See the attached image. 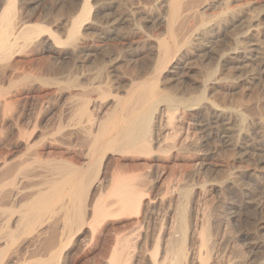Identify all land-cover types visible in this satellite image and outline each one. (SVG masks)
<instances>
[{
  "label": "rangeland",
  "instance_id": "374dc122",
  "mask_svg": "<svg viewBox=\"0 0 264 264\" xmlns=\"http://www.w3.org/2000/svg\"><path fill=\"white\" fill-rule=\"evenodd\" d=\"M81 1H83V0H20V1L15 0L14 10H15V7L18 6L17 7L18 9L16 8V12H15L16 23H21L24 21L25 22L30 21L31 25L39 24V25H42L45 27H49L48 29H50L51 32H54L55 34L58 33V34H56L57 36L60 34L58 37L59 38L62 37L61 38L62 41L64 40L63 42H65L68 38L69 31L73 27L72 23L74 22L75 19H77V15H81L80 10L83 7V3ZM87 1L92 8V11H89L90 12L89 15L91 14V16L85 17V19L89 18L88 20H85L84 18H82L81 21H79V20L77 21V22H79L78 23V25H79L78 29H79V31L81 30L79 34H81V35L83 34L82 37L84 36V39H83L82 37H80L78 35L79 38L82 39V40L80 39L82 42L79 40V42H81L80 46L82 48L84 47L83 51L78 53V54H80L79 57H78V54H76L75 56H72V57H65L63 55V53L67 51V49H66L67 47L64 48L65 45H61L63 47V49H66V50H64V52H63L62 47L59 50V53L56 52V53H50V54L48 52H45L42 49H41L42 51L38 50V51L34 52L31 48H27L25 50V53L19 52V55L21 54L20 56L18 55V53L17 54L14 53L15 56H13V55L11 56V58H10L11 60L9 59L10 62L8 60L6 62L7 64L9 62L10 65L8 64V66H7L6 63L5 64L2 63L3 64L2 65L0 62V164L2 163V161H4L5 158H9V160L11 162V164H10L11 171H15L23 163H25L26 164L25 166H27V168L25 167L23 173L18 176L19 183H17V186L19 187V192L23 193V194L19 193V195H22V196H19L18 201L14 204L13 201H10V200L6 201V200L2 199V196H0V200H1L0 201V233H1L0 234L1 235L0 236V252H2V253H0L1 254L0 255V258H1L0 264H22V263L23 264H27V263L32 264L33 263L34 264L37 260H39V258L41 256H42L41 258H43V260H46L50 257V252H53V250L50 251L51 247L49 249L46 248L47 245L45 246V243H46V241L48 242L52 238L57 239L58 238L56 236L57 233H54L56 238L54 236L53 237L51 236L53 233H49L50 236H48V235H47L48 237L45 236L46 239L44 238L45 242L43 241L44 242L43 245H42V243H38L36 246L34 245L33 247L35 248L34 249L35 251L32 248V251H29L30 253L28 252V250H30V249H28L26 251H21V254L19 251L16 252L17 246L15 248H13V246H11L9 249H7V251L5 250V253H4L3 252L4 250H1L4 247L3 244L5 243L4 238H3V240L1 238V237H4V236H2L4 234L1 231V224H2V219L4 216L3 213H5V211H2V210H4L6 207L7 208H15L17 211H19V214L16 213L15 216L19 217L23 214V212H21V211L25 210L24 206H26L27 204L30 203L29 201L32 202V200L33 201L36 200L38 198L37 196L42 194V193H45L43 195H47L48 192L51 193L52 190L50 187H52V185H51L52 183H50L51 182L50 179L53 180L54 178H56L54 176L56 174L53 173L54 171L51 167L53 165L58 166V164L62 160H64V159L65 160L70 159L71 161L75 160L74 164L76 163V165L79 164L78 166H83V167L87 166V163L90 159V155H88L90 150H88V147H89V149H91L90 147H92V146H90L92 143L90 144L89 141H92V140L86 136H84L85 137L84 138L82 134L76 135L75 131H74L75 127H73V125H74L73 123L76 122V120L78 118L75 119V121L72 120V118H74V116L78 117V114H79L78 110L80 111V109L82 108L81 105L83 103V102L81 103V101L86 97H91L93 99L92 100L90 98V100L92 102L91 101L89 102L88 107H90L89 111L91 112V114H93V117H95V118L98 117L99 112L100 113L105 112V111L110 112L108 110L113 108V103L115 100L114 98L116 96L126 98L128 92H130L134 88V85L136 87L137 85H140V82L141 83L147 82V81H150L151 78H153V76L155 75V73H153V72H155V66L158 62L157 56H159V53H158L159 52V49H158L159 43L161 41H163L162 38H164V40H165L167 37V39L170 40V37L168 34L169 13L166 12V11H169L168 7L163 6V7L157 8L155 6V7H153L154 8V10H153L152 6H149L150 4L149 5L146 4L148 2L152 3L153 0H150V1H148V0H128V1L127 0H87ZM217 1L218 0H208L204 3H201L198 7L194 8V11H192V13H194V12H195V14H197L198 12L199 13L197 14L198 16L196 15L197 17H195L193 20H191L189 22V24L187 25V29L194 30V29L199 28L203 24H207L208 27L212 24L209 27L210 29L212 27L211 33H210V35L208 34L209 36L207 35L206 37L197 41L198 46H197L196 50H194L195 52L193 50L192 51L190 50L191 53H189V52H187V48H182L177 53H175L174 61H178V59H179V63H180V61H181V63L182 62L183 63H182V65H181V63L179 64L180 66H178L177 75L174 78H172L171 76H168L166 71H164L162 76H160L162 78H159L158 87H159V89L163 90L162 92H165V91H166V93L169 92L168 94L175 96V98H179V97H181V95L185 98L188 97V95L185 96V94L188 93L187 90H185L187 87H188V90L191 92L190 96L199 95L198 93H201V91L203 89V88H201V87H203V84H204V83H202L203 80L206 81L208 79L210 73H212V71L214 72V71H217L219 69L217 71V73L215 74L216 75L215 77L219 78L221 81L219 82L220 84L218 85L217 90L215 91L217 93L214 92L215 94L210 93L208 95L209 97H211L210 101L211 102L214 101L216 106H217V104L219 107H221V105H222L221 108L222 109L226 108L224 110L225 111L227 110V112H229V114L231 113V114L235 115L238 112V113H242V115H245L246 116L245 119L248 121V122L246 121V123H245L246 124L245 127H247L246 128L247 131L245 130L244 131L245 133L243 132L242 135H240V137H239L238 132H234L233 134H231L230 139H221V138L219 139L217 136L207 137L205 133L201 132L200 127L196 126L197 123H199V120L202 121L206 117L205 116L206 113L204 114V111H202V110H200L202 112H200L198 110L193 111V112L190 111V113L186 114V116H185L186 118L183 117L182 121L176 122L177 124H175L176 126L174 125L173 130L169 129V130H172L171 134H170L171 136L169 135L168 141L166 139V143L165 144L163 143L164 145L162 146L163 148H165L166 151L164 150V152H163V148L161 147L162 151L160 149V153H158L159 150L158 151L155 150L154 154L156 156H153L154 154L152 152V154H153L152 155L153 157H152L151 155H148V154H147V156L145 154L143 155V154H137V153L136 154H134V153H132V154L131 153L120 154V153L113 152L112 150H108L107 154L105 153V155H104V159H103L104 163L102 162V164L107 165V168H110L109 172L112 173V171L114 170V173L116 172L117 175L119 174L121 176V179L122 178H125V179L134 178V179L138 180L137 181L138 183H140L139 181H142V183L144 182L145 184H142V185H143V188L146 185V189H144V190L145 191L147 190L146 193L148 194L147 196L149 198H154L155 196L157 198L163 197L167 201V198L169 200V198L172 197L171 195H173L172 190L171 191L169 190V186L174 185V188H177L178 190H179L178 186H180L184 192H185V190L188 191L190 189L192 191L189 190L190 191V192L188 191L189 194H192V193L196 194V197H197L196 203L198 205V208L201 206L199 208L200 214L203 215V212L204 213L210 212L209 214L211 215V217L212 216L216 217V216H218L217 214H219L221 216H224V214L225 215L231 214V217L229 218V221H228V224L226 227L227 229H225V232H224L225 236H224V242L222 245V249H223L222 251L224 252V255L225 254L227 255V256L225 255L226 259H228V257H229L228 260H231V262L240 263V264L241 263L242 264H254V263L255 264L256 263L257 264H260V263L263 264L264 263V194H263L264 193V152H260L257 150H252V151L250 150L249 152L252 154H250L248 152L246 155H243L244 151H242L240 149V145L242 144L241 146H244V143L246 140H248V138L252 139V137L256 136L255 134L261 130L260 119L261 118L264 119V116H262V115H264L263 114V112H264V75L263 76L261 75V77H259V75H258L259 72L257 71L259 69L258 66L260 65L261 59L264 58V44H262L264 41H262L261 38L259 39L254 31H253V33H254V35H256L255 37L257 38V40L254 36H252L254 40L252 39V37H250V38H248V41H245V40H247V38L244 39V34H242V33H246L245 31H247L248 21L250 20V18L256 17L258 14H260V12L264 14V0H245V1L244 0H219V2H217ZM249 1H252V2H249ZM240 2L243 4H239ZM248 3L251 4L250 5L251 7H249ZM126 4H128V5H126ZM133 4H134V6H133ZM222 4H225V5H222ZM247 4H248V7L250 8L249 10L246 11V10H242L240 8L242 5H247ZM115 5H117V6L120 5V7L119 6L117 7ZM208 5H212V6H208ZM5 6H6V0H2V1L0 0V15H1L3 9L5 8ZM145 6L146 7L149 6L151 9H149V8L146 9ZM235 6L240 8V9H237ZM136 7H137V9H135ZM209 7H211V8H209ZM21 8H22V10H21ZM156 8L159 10H156ZM208 8H209V10H208ZM232 8H235V9L232 10ZM78 10L80 12H78ZM150 10H152L151 13L149 12ZM238 10H241L242 12L239 11V13H240L239 14ZM122 11H124V12H122ZM126 11H128V12H126ZM248 11H249V13H250V11L252 13L249 14ZM134 12H136V14ZM17 13H18V15H17ZM228 13H230V15H229L230 19L227 18ZM141 14H142V16H141ZM234 14H235V16H234ZM237 14H238V16H237ZM100 15H101V17H100ZM105 15H112L113 17H115L117 19H121L120 23H118L115 26L116 27L115 30L117 29L115 34L112 36H109V38H105V35L103 34V31H104L103 26L104 25L101 24L102 21H104L103 16H105ZM252 15H254V16H252ZM17 16L19 19L17 18ZM136 16H138V17H136ZM225 16L228 19V23H227V19L224 18ZM146 17H147V19H146ZM222 17L225 19V21H224V23H222V25H220V24L218 25L217 22H219V20ZM21 18H23V19L26 18V19H24V21H23V19H21ZM51 19H52V21H51ZM72 19H74V20L72 21ZM83 19L85 21H83ZM151 19H152V21H151ZM26 20H28V21H26ZM245 21H247V22H245ZM99 22H100V24H97ZM243 22H244V24H243ZM60 23H62V24H60ZM122 23H124V24H122ZM164 24H165V26H164ZM223 24H225L226 26ZM262 24L264 26V18L259 23L261 28L263 27ZM58 25H59V27H58ZM192 25H193V27H192ZM197 25L199 27H197ZM227 25H228V27H227ZM98 26H100V28ZM229 26H231L230 29H229ZM97 27L99 28V30H96ZM64 29H66V30H64ZM177 31L180 34V31L179 30H177ZM218 31H220V33ZM46 32H45V35L47 33H49V32H47V33ZM120 33L122 34V36H123L122 38H124V39L120 38L121 37ZM211 34H212V36H211ZM45 35L43 38H46L49 36V34H47L46 36ZM96 35H99L100 37L96 36ZM115 36H117V38ZM224 36H228V38L224 37ZM85 37L88 39H85ZM222 37L225 40H222ZM118 39H120V40L118 41ZM205 39L208 42L204 41ZM234 39H235V41L237 40V42H239L241 40L240 41L241 44H239L238 47L241 46L243 52L241 51V48H240V51L238 53L239 58L235 55L234 50H233L236 48V45H237V42L235 43ZM145 40H148L149 42L147 41L148 43H146ZM151 40H153V41H151ZM201 40L203 41L204 46H202ZM214 40L217 43L221 42V44L219 43L220 45H218ZM94 41H95V43H94ZM129 41H131V42H129ZM158 41H159V43L157 44ZM256 41L257 42L259 41L258 42L259 44ZM214 42L216 44H214ZM244 42H245L246 46L248 45L247 48L245 47ZM149 43L150 44L153 43V44L150 45ZM252 44H254V45H252ZM242 45H244V46H242ZM91 47H92V50L94 49L93 51L91 50ZM225 47H226V49H225ZM156 48L158 49V52H156V50H157ZM200 48H202V50ZM211 48H213V49H211ZM231 48H233V49H231ZM88 49H90V50H88ZM246 49H248L246 51L247 53L244 51ZM254 49H256L257 52ZM230 50L231 51L233 50V51L230 52ZM249 50L250 51L252 50V52H250ZM258 50L260 52H258ZM30 51L31 52L33 51V52L30 53ZM26 52H29V54H26ZM186 52H187V54H185ZM218 52L220 53V55ZM227 52H230L231 54L227 53ZM205 53H206V55L204 56ZM232 53H234V54H232ZM87 54H88V56H87ZM211 54H213V55H211ZM82 55H84V56H82ZM91 55H92V57H91ZM222 55H226V56H224L223 61L221 59H219ZM229 55L231 56L232 59L230 58ZM260 55L261 56L263 55V57H261ZM48 56L49 57L52 56V58H49ZM203 56L205 57V59ZM250 56H252V57H250ZM108 57H109V59H108ZM241 57L242 58L245 57V58L242 59ZM211 58H213L214 60ZM256 58H259V59H256ZM53 59H55V60H53ZM217 59L221 62L219 63V61ZM244 59L245 60L247 59V60L244 61ZM254 59H256V60L254 61ZM108 60L111 62L109 63ZM116 60L118 63H115ZM134 60H135V62H133ZM238 60H240V62H237ZM111 63H113V65ZM107 64H108V66H107ZM34 65H36L35 67H38V68H35ZM48 65H52V67L48 66ZM102 65H105L106 67L102 66ZM111 65H112V67H111ZM135 65H137V67ZM2 66L4 69L2 68ZM53 67H54V69H53ZM102 67H105L107 74H106L105 70L103 71V72H105L104 74H103V72H102V74L99 72L100 69H102V70L104 69ZM134 67L136 68V70ZM7 69H8V71H7ZM48 69H50V70L52 69L51 70L52 72L50 70L48 72ZM179 69H180V71H179ZM214 69H217V70H214ZM2 70H4V71L1 72ZM11 70H13V71L18 70V71L13 72ZM60 70H61V72H59ZM92 71H93V73H92ZM86 72L89 74L87 75ZM140 72H142V73H140ZM11 73H12V75H11ZM13 73H14V75H13ZM56 73L58 75H56ZM99 73L101 74L102 77L99 75ZM27 74H28V76H27ZM42 74L45 75V77ZM47 74H48V76H47ZM84 74L86 77L84 76ZM30 75L31 76L33 75L34 77L32 76V78H30L31 77ZM36 75H37V77H36ZM53 75H55V76H53ZM13 76H15V77H13ZM40 76H42V77L39 78ZM66 76L69 77L67 79H70V80L72 79L71 80V81H73L72 84L79 85L80 87H76V86L74 87V85H71V87L68 89L69 80L68 81L66 80V78H65ZM95 76L99 80L95 79ZM205 76H206V78H205ZM56 77L61 82L64 81L63 84H65L62 87L64 89H62V88L59 89L60 92L57 91L58 88H60V86L58 87V85L56 83L57 81H59L58 79H56ZM124 77H125V79H124ZM254 77H259V79L254 78ZM12 78H14L15 80L14 79L12 80ZM20 78H23V79H20ZM37 78H39V80ZM91 78H93L91 83H94L93 84L94 86L95 85L97 87L99 86V88H101V86H102L103 87L102 89L104 92L108 91L107 98L109 97V93L111 92V96L108 99H106V98L102 99V100L106 101L103 103L104 105L101 103L103 101H101V98L98 95V94H100L99 91L98 92H97V90L92 91L93 89H91L92 92L90 91L92 84L91 85L89 84L91 81L89 79H91ZM100 78H102V81H100L101 80ZM52 79H54V80H52ZM13 81H15L16 83ZM95 81H96V84H95ZM8 82H9V84H8ZM131 82H134L135 84L131 83ZM12 83H15V85ZM83 84H84V86H83ZM85 84H86V86H85ZM87 84H89L90 86L88 87ZM132 84H134V85H132ZM31 85H32V87H31ZM128 85H129V87H128ZM72 86L76 90L73 89ZM83 87H84V90H83ZM81 88L83 91L80 90ZM87 88H89V89H87ZM102 89H100V90H102ZM86 90H88V92H91V93H88ZM109 90H110V92H109ZM68 91H69V93H68ZM95 91H96V93H95ZM184 91H185V93H184ZM195 91H197V93ZM62 92H64V93H62ZM82 92H84L85 94ZM180 92H182L184 95L182 93L180 94ZM58 93H60V94H58ZM70 93L72 94V96ZM81 93L84 95L80 96ZM56 94H57V96H56ZM73 96H75V97H73ZM60 97H61V99H60ZM70 97H71V99H70ZM224 101H226V102H224ZM7 103H9V105ZM6 108L9 109V111ZM261 112H262V115H261ZM6 113L8 114L9 117L7 116ZM191 113H193V114H191ZM2 116L4 117V119ZM6 116L8 117V119ZM13 118H14V120H13ZM3 120H4V122H2ZM12 120L14 121V123L12 122ZM17 122H18V124H17ZM13 124L14 125L17 124L19 126H17V125L14 126ZM33 125H35V127ZM61 126H63V127H61ZM71 126L73 129L70 128ZM36 127H37V129H36ZM262 127L264 129V125ZM16 128H18V130ZM21 128H22V130H21ZM66 128L68 129V131ZM69 128H70L71 132H73V131L74 132L70 134ZM187 128H188V130H187ZM23 129L27 133H24L25 131L23 132ZM28 129L31 130V133H30V131H27ZM59 129L62 131V133L60 132ZM64 129H65V131H64ZM5 130H7L6 131L7 133L5 132ZM19 130H21V133H23V135L20 136V140L22 142L19 140L21 143L18 140H16V139H19L18 136L21 134V133H19L20 132ZM33 130H35V133H32ZM174 130H175V133H173ZM17 131L19 134L17 133ZM66 132H67V134L69 133V136L67 139L70 140V138H71V140H73V142L71 140L70 141L72 142V146H74V147H72L70 144L71 142L69 143V141L66 139L67 136L66 137L64 136V135H66L65 134ZM55 133H56V135H55ZM27 134H28L29 138L27 137ZM59 134H60V136H59ZM74 134H75V136H74ZM174 134H175V136H173ZM71 135H73V136L71 137ZM80 135L82 137H80ZM33 136H34V138H33ZM62 136H64V137H62ZM204 136H206V137H204ZM73 137H75V140ZM173 137L174 138L176 137L175 138L176 141L175 140L173 141V139H174ZM23 139H25V141L27 139H30L31 144L34 147L32 146L33 148H31L29 150L27 148H25L24 147L25 143L23 142ZM41 139L44 141V143H43L44 145L40 142ZM190 140H191V142H190ZM225 140L227 142H225ZM64 141H66V142H64ZM76 141L78 144H75ZM86 141H88V143L90 145ZM221 141H223V142H221ZM236 141H237V143H236ZM256 141H258L257 138H256ZM15 142H16V144H15ZM38 142H39V144L41 143L42 145H39ZM84 142H86V143H84ZM176 142H177V144H176ZM238 142H239V145H238ZM33 143H35V144H33ZM67 143H69L68 144L69 148H67ZM207 144H208V146H207ZM36 146H37L38 150H36L37 149ZM7 148H9V149H7ZM79 148L81 149V151ZM197 148H200V149L198 150ZM32 149H34V150H32ZM171 149L173 150V152ZM194 149H195V151H194ZM77 150H79V151H77ZM184 150H185V152H184ZM186 150H188V151H186ZM35 151H36V153H35ZM206 151H207V153H206ZM32 152L34 154H38V155L41 153L42 157H40V156L39 157L44 158V161H46L47 158H48L47 161H49V159L54 160V161H51L52 163L50 162L51 165L50 166L48 165L49 167H47V165L45 167L44 166L45 164L38 166V164H40L39 162H37V164H35V166H36L35 167V166H33L34 165L33 163H36V161H34V160L37 159L36 157H38V156L33 155ZM162 152L165 154H163ZM167 152H170L171 155ZM29 153L30 154L32 153L31 154L32 156ZM185 153L186 154L188 153V154L185 155ZM160 155H162V156H160ZM164 155L165 156L167 155L166 158ZM85 156H88L87 159ZM149 156H151V157H149ZM100 157H101V155H99V158ZM154 157L160 159V165H162L160 170H162V172H164L165 175L163 174L161 181L158 184H156V186L154 185L152 187V184L156 178L155 174L152 175L153 173L151 172V168H150L151 163H152L151 159H154ZM167 157H169V158H167ZM250 157H252V158H250ZM16 158H17V160H16ZM149 158H150V160H149ZM20 159H22V160H20ZM23 159H24V161H23ZM70 160H68V161H70ZM163 160H165V162ZM28 161H30V162H28ZM106 161H108V162H106ZM109 161H111V162H109ZM12 162L14 164H12ZM21 162H22V164H21ZM108 163L110 164V166ZM98 165H99V163H98ZM28 166H30L29 168L32 167L31 170L28 168ZM37 166H38V168H37ZM41 168L43 171L41 170ZM50 168L52 170H50ZM40 170H41L42 174L38 173V172H40ZM30 171H32V172H30ZM27 173H28V175H27ZM31 174L33 175V177ZM48 174L49 175L51 174V176H49ZM3 175H4V173L0 170V195H1V186L5 180V177ZM26 175L28 176V178H29V176L32 178L28 179L27 177H25ZM122 175L124 177H122ZM189 175H190V177H189ZM20 176H21V178H20ZM177 178H179L180 180H178ZM190 178H193V180ZM231 178H232V180H231ZM20 179H22V181ZM40 179H41V181H40ZM43 179H45V181ZM164 179H165V181H164ZM18 180H17V182H18ZM36 180H39V181H36ZM225 180L227 183H224ZM26 181H27V183H26ZM177 181H179V182H177ZM232 181L236 183V186L234 188L227 189L226 184L228 185V183L232 182ZM29 182H30V184H28ZM32 182H34V183H32ZM178 183H180V184H178ZM237 184H238V186H237ZM149 185H151V186H149ZM175 185H178V186L176 187ZM167 186H168V188H167ZM239 186H241V187H239ZM105 187L102 190L103 194L101 193L103 196L107 195L106 194L107 191L108 192L110 191L108 187H107V189ZM187 187H188V189H187ZM195 188H197V189L195 190ZM199 188H201V189H199ZM27 189H29L31 191L28 192ZM250 190H251V192H250ZM25 192H26V194H25ZM30 192L36 196H32V194ZM253 192L256 194H254ZM248 196L250 197V199ZM35 197H37V198H35ZM97 197L99 198V195L96 196L95 200H98ZM20 198H22V199H20ZM32 198H35V199H32ZM198 199H199V201H198ZM5 201L8 202L9 204L6 203ZM25 201H27L26 202L27 204L26 203L24 204ZM64 201H63V204L67 203L69 200L66 198L65 203H64ZM10 202H11V205H10ZM12 203H13V205H12ZM54 203H56V202H54ZM59 207H62V204H59V203L58 204L56 203V205L54 204V208H53L54 211L53 210L52 211L56 212V213H54V215L56 214V215H58V217H61V215L62 216L64 215L63 213H65L66 210L64 208V212H62L63 210H61L59 212V209H60ZM206 207L209 210L206 209ZM61 209H63V207ZM52 211L48 212L46 214L47 218L45 217V215L43 216V218L45 217L48 220V221L46 220L47 223L50 222V219H51V221H53V219H56V218H54L55 216L52 214ZM165 211H166V208H163L161 210V212H162V213L160 212L161 217L164 216ZM60 213H62V214H60ZM48 214H50L53 217V219L51 216L49 219ZM59 214H60V216H59ZM232 214H234V217H232L233 216ZM119 217H121V218H119ZM119 217H116L115 220H110V221L107 220L108 223L106 221V223H107L106 226H100V225L98 226V224H96L95 222L93 223L92 217L89 216L87 218L86 222H88L90 225L85 223L84 227L86 229H88V225H89V227L94 225V226H92L94 228L93 230H95V228H96V230H98L97 229L98 227H100V229L102 227L104 232L102 233L103 235L101 234V236H103V237L100 236L98 239V233L97 232H99L100 229L97 232L93 231V232H95V235L97 234V236H94L93 242H92V237L90 234H88V236H87V234L77 236L75 234H77L78 232L74 231L73 236L75 235L74 237H76V238H73L71 235V237H69V239L64 240L65 242H63L61 244V246L59 244L60 248L57 245L56 248L54 249V250H56V253H58V255H59L57 258V262H60V264H100V263L106 262L109 259L108 257H110V254H111L110 252H111L112 247H114V244H115L114 240H115L116 236L120 232L121 233L119 235H124V232L126 233L127 231L131 230L130 225H132V223L135 220L132 217L136 218V215L132 214L131 216L129 215V216H119ZM124 217H126V218H124ZM90 219H92V220H90ZM126 220H128V221H126ZM42 222L44 224H41ZM42 222L41 223L38 222V223H40L41 226L47 224L46 222H44V220ZM128 222H130V223H128ZM38 223H37V226H40ZM104 223H103V225H105ZM109 223L110 224L112 223V224L110 225ZM128 227H130V228H128ZM37 229H39V227ZM90 229H92V228L90 227ZM105 229H106V231H105ZM108 230H110V231H108ZM114 230H116L117 233ZM86 231H88V230H86ZM112 231H114V232H112ZM91 232H92V230H91ZM237 236H238V238H237ZM70 239H72L73 241L71 240L72 242H68V241H70ZM94 240H96V241H94ZM111 240H113V241H111ZM85 241H87L88 243ZM89 242H90V244H89ZM112 243H114V244H112ZM37 246H39V247H37ZM44 246L46 249L44 248ZM42 247H43V249H42ZM249 247H251V248H249ZM38 251L41 253H38ZM225 251H226V253H225ZM26 252L31 254V256L34 259H32V257L29 256L28 253L26 254ZM33 252H34V254H37V255H32ZM59 252L60 253L63 252L62 255H60ZM22 253H25V254H22ZM24 256H27V257H24ZM43 256H45V257H43ZM106 256H108V257H106ZM230 256H231V258H230ZM29 259H31V260H29ZM35 259H37V260L35 261ZM105 259H107V260L105 261ZM245 261L247 263H245Z\"/></svg>",
  "mask_w": 264,
  "mask_h": 264
},
{
  "label": "bare ground",
  "instance_id": "6f19581e",
  "mask_svg": "<svg viewBox=\"0 0 264 264\" xmlns=\"http://www.w3.org/2000/svg\"><path fill=\"white\" fill-rule=\"evenodd\" d=\"M2 1V0H1ZM20 1V0H19ZM128 1V0H127ZM150 1V0H148ZM208 0H153L152 3L148 2L146 4H150L149 6L153 7H168L169 11H166L167 13H169V20H168V34L170 37V40L166 39L164 40V38H162L163 41H161L160 39V43L159 41L157 42V44L159 43V52L158 49L156 50V52L159 53V56H157L158 62L155 66V75L153 76V78H151L150 81L147 82H140V85H137L135 87V83L132 85H134V88L128 92L126 98H122L120 96H116L114 99V103H113V108L108 110L110 112H99L98 117H93V114H91V112L89 111L88 104L91 101L90 98L91 97H86L84 98L81 103V109L80 111L78 110L79 114L78 117L74 116V118H72V120L76 122H74L73 127L75 134H82L83 137H89L92 141H89L90 144L88 143V141H86L90 146L91 149L88 150L90 155V159L87 163V166L83 167V166H78L76 165V163L74 164V161L67 159V160H62L58 166H52L51 168L53 169V173H55L56 175H54L56 178H54L53 180H51L50 183H52V187L51 190L52 192H48L47 195H43L45 193H42L40 195H38L36 200H32L29 201L27 204L25 201L24 204L26 203L27 205L24 206V211L23 214L19 217L15 216L16 213L19 214V211H17L15 208H5L2 211H5V213H3V219H2V224H1V231L3 232L4 237H1L2 240L4 238L5 243L3 244L4 247L1 250H4L3 252L5 253V250L7 251V249H9L11 246H13V248H15L17 246V251L16 252H20L21 251H26L28 249L29 251H32L35 249L33 246L37 245L38 243H43L45 242V236H50L49 233H57V239H50L48 242L46 241L45 246L46 248H50V251L53 250V252H50V257L46 260H43V258H39V260L35 259V263L34 264H60V262H57V258H58V253H56V250H54L56 248V246L65 242L64 240L69 239V237L76 238L74 237L75 235H86L88 236V234L91 235L92 237V242L94 239V236H97V234L95 235V232L93 231H98L100 229V226H106L108 221L107 220H115L116 217L119 216H131L132 214L136 215V218L132 217L134 220V222L132 223L131 230L127 231L126 233L124 232V235H119L120 233H118V235L116 236L115 240H114V247H112L111 249V254L110 257H108L107 259H105L106 262L104 263H100V264H240V263H233L231 262V260L226 259L224 252L222 251V245L224 242V232L225 229H227V224L229 221V218L231 217V214H227L224 216H221L219 214H217L218 216H212L209 214L210 212H203V215L200 214L199 212V207L196 203V194L192 193L189 194L188 191L185 190V192L181 189L180 186L175 185L176 187L178 186L179 190L177 188H174L173 186H169V190H172L173 195H171L172 197L167 198V201L161 197V198H157L156 196L154 198H149L147 195V190L145 191L144 189H146V185L143 188L142 184H145L144 182L142 183V181H139L140 183H138L137 179L131 178V179H125L122 178L121 176L115 172L114 170L111 172H109L110 168H107V165H103V159H104V155L105 153L107 154L108 150H112L113 152L116 153H120V154H129V153H134V154H145L147 156L148 155H153L155 150H159L158 153H160V149L161 147L166 143V139L168 141V137L171 134V131L173 130V127L175 124H177L176 122H180L183 120V117L186 118V114L190 113V111H204V114L206 113V117L200 121L199 123H197V127H200L201 132L205 133L207 137H212V136H217L219 139H230L231 134H233L234 132H238L239 137L240 135H242V133L246 130L247 131V127H245V123H246V116L242 115V113H236L235 115L233 114H229V112H227V110L225 111L224 109H222V105L221 107L215 105L214 101H210L211 97H209L208 95L210 93H214L217 90L218 85L220 84L219 82L221 81L219 78L215 77L217 71H212V73H210L208 79L205 81L203 80L202 83L203 84V88L201 93H198L199 95H194V96H190L191 92L188 90V87L185 89L187 90V94L188 97H183L181 95V97L179 98H175V96H172L171 94H168L165 92H162L163 90L159 89L158 87V81L159 78H162L160 76H162L163 72L166 71V73L168 74V76H171L172 78H174L177 75V69L178 66H180L179 64V59L178 61H174V55L175 53H177L180 49L182 48H187V52L191 53V51L196 50L197 48V41L206 37L208 34L210 35L211 33V29L207 26V24H203L202 26H198L199 28L194 29V30H190L187 29V25L189 24V22L191 20H193L195 17H197L198 13L195 14L192 13V11H194L195 7H198L201 3H204ZM245 1V0H244ZM83 3V7L80 10L81 11V15H77V19H72V21L74 20L73 27L71 28V30L69 31L68 34V38L65 42L62 41V37L59 38L58 36L60 35H56L58 33H54L51 32L50 29H48L49 27H45L39 24H34L31 25L30 21L25 22L24 19L26 18H21L23 19L24 22L21 23H16V8L14 10V3L15 0H6V6L3 9L1 15H0V62L2 63H6L7 60L10 62V58L11 56H15V54L19 52L25 53V50L27 48H31L34 52L38 51V50H44L45 52L50 53H59V50L61 49V45H65L64 48L67 49L66 52H64L63 49V55L65 57H72L75 56L76 54L80 53L81 51H83V48L80 46L81 44V38L82 35L79 34V25L77 22L78 20L81 21L82 18L85 19V17L91 16V14L89 15V11H92L91 6L89 5L87 0H83L81 1ZM219 2V0L217 1ZM248 2V1H247ZM252 2V1H249ZM20 3V2H19ZM23 3V2H22ZM81 3V4H82ZM111 3V2H110ZM114 3V2H113ZM237 3V2H236ZM118 4V3H117ZM121 4V3H120ZM219 4V3H218ZM239 4H243V3H239ZM249 4V3H248ZM247 5H242L240 8L242 10H249L251 7L249 4V7ZM17 5V4H16ZM21 5V4H20ZM110 5V4H109ZM128 5V4H126ZM225 5V4H222ZM40 6V5H39ZM117 6V5H115ZM114 6V7H115ZM120 7V5H118ZM117 6V7H118ZM123 6V5H122ZM134 6V4H133ZM136 6V5H135ZM139 6V5H138ZM137 6V7H138ZM149 6H145L146 9L149 8L151 9ZM206 6V5H205ZM208 6H212V5H208ZM237 6V5H236ZM235 6V7H236ZM240 6V5H239ZM27 7V6H26ZM137 7L135 9H137ZM23 8V7H22ZM21 8V10H22ZM91 8V9H90ZM113 8V7H112ZM156 10H159L157 9ZM205 8V7H204ZM211 8V7H209ZM208 8V10H209ZM237 9H240L238 7H236ZM253 8V7H252ZM18 9V8H17ZM119 9V8H118ZM124 9V8H123ZM134 9V8H133ZM142 9V8H141ZM148 9V10H149ZM162 9V8H161ZM235 8H232V10ZM102 10V9H101ZM121 10V9H120ZM154 10V8H153ZM163 10V9H162ZM166 10V9H165ZM164 10V11H165ZM168 10V9H167ZM255 10V9H254ZM78 10V12H80ZM137 11V10H136ZM152 10H150L149 12L151 13ZM241 10H238V13ZM124 12V11H122ZM128 12V11H126ZM130 12V11H129ZM139 12V11H138ZM148 12V11H147ZM237 12V11H236ZM235 12V13H236ZM242 12V11H241ZM105 13V12H104ZM136 14V12H134ZM140 13V12H139ZM249 13V11H248ZM252 12L250 11L249 14H251ZM254 13V12H253ZM130 14V13H129ZM166 14V13H165ZM240 14V13H239ZM18 15V13H17ZM22 15V14H21ZM96 15V14H95ZM98 15V14H97ZM134 15V14H133ZM167 15V14H166ZM165 15V16H166ZM197 15V16H196ZM230 13H228V17L230 16ZM257 15V14H256ZM79 16V17H78ZM135 16V15H134ZM142 16V14H141ZM235 16V14H234ZM238 16V14H237ZM254 16V15H252ZM73 17V16H72ZM97 17V16H96ZM101 17V15H100ZM138 17V16H136ZM153 17V16H152ZM241 17V16H240ZM244 17V16H243ZM18 18V16H17ZM60 18V17H59ZM68 18V17H67ZM121 18V17H120ZM126 18V17H125ZM142 18V17H141ZM145 18V17H144ZM226 18V16L224 17ZM223 17L219 20L218 25H222V23H224L225 19ZM226 18V19H227ZM232 18V17H231ZM264 18V14L260 12V14H258L256 17L254 18H250V20L248 21V28L247 31H245L246 33H242L244 34V39L252 37V36H258V38L262 39V41H264V26L262 24V28L260 27L259 23L261 22V20ZM19 19V18H18ZM28 19V18H27ZM32 19V18H31ZM85 20H88L87 18ZM96 19V18H95ZM147 19V17H146ZM165 19V18H164ZM230 19V18H229ZM233 19V18H232ZM242 19V18H241ZM247 19V18H246ZM102 20V19H101ZM103 20L101 24H103L104 28H103V34L105 35V38H109V36H112L115 34L116 30H115V26L120 23L121 19H117L115 17H113L112 15H105L103 16ZM166 20V19H165ZM18 21V20H17ZM32 21V20H31ZM44 21V20H43ZM48 21V20H47ZM52 21V19H51ZM97 21V20H96ZM152 21V19H151ZM164 21V20H163ZM230 21V20H229ZM19 22V21H18ZM236 22V21H235ZM247 22V21H245ZM33 23V22H32ZM49 23V22H48ZM163 23V22H162ZM227 23H228V19H227ZM226 23V24H227ZM232 23V22H231ZM59 24V23H58ZM62 24V23H60ZM71 24V25H72ZM97 24H100L97 23ZM124 24V23H122ZM121 24V25H122ZM194 24V23H193ZM198 24V23H197ZM237 24V23H236ZM244 24V22H243ZM49 25V24H48ZM55 25V24H54ZM70 25V24H69ZM161 25V24H160ZM214 25V24H213ZM217 25V26H218ZM225 25V24H223ZM230 25V24H229ZM232 25V24H231ZM165 26V24H164ZM226 26V25H225ZM59 27V25H58ZM96 27V26H95ZM100 28V26H98ZM97 27L96 30H99V28ZM119 27V26H118ZM128 27V26H127ZM193 27V25H192ZM195 27V26H194ZM224 27V26H223ZM228 27V25H227ZM231 26H229L230 29ZM61 28V27H60ZM64 28V27H63ZM196 28V27H195ZM221 28V27H220ZM93 29V28H92ZM227 29V28H226ZM57 30V29H56ZM66 30V29H64ZM180 31V34L178 33V31ZM216 30V29H215ZM49 33H47V32ZM60 31V30H59ZM213 31V30H212ZM221 31V30H220ZM220 31H218L220 33ZM227 31V30H226ZM253 31L255 32L256 35H254ZM45 32L47 34H49L48 37L43 38L45 35ZM57 32V31H56ZM228 32V31H227ZM66 33V32H65ZM218 33V34H219ZM224 33V32H223ZM46 34V35H47ZM64 34V33H63ZM62 34V35H63ZM67 34V33H66ZM121 34V33H120ZM228 34V33H227ZM230 34V33H229ZM45 35V36H46ZM79 35V36H78ZM124 35V34H123ZM208 35V36H209ZM67 36V35H66ZM99 36V35H96ZM168 36V35H167ZM212 36V34H211ZM229 36V35H228ZM228 36H224L227 37ZM64 37V36H63ZM100 37V36H99ZM117 38V36H115ZM120 37V36H119ZM122 34L121 37L122 38ZM216 37V36H215ZM84 39V36L82 37ZM104 38V37H103ZM104 38V39H105ZM220 38V37H219ZM243 38V37H242ZM256 38V37H255ZM81 39V40H80ZM85 39H88L85 37ZM111 39V38H110ZM109 39V40H110ZM124 39V38H122ZM207 39V38H206ZM204 41H207V40ZM214 39V38H213ZM253 39V37H252ZM79 40L81 42H79ZM117 40V39H116ZM120 39H118L119 41ZM127 40V39H126ZM149 40V39H148ZM145 40L146 43H148L149 41ZM221 40V39H220ZM222 40L223 39L222 37ZM239 40V39H238ZM254 40V39H253ZM257 40V38H256ZM148 41V42H147ZM153 41V40H151ZM157 41V40H156ZM215 41V40H214ZM235 41V39H234ZM241 41V40H240ZM239 42H237V40L235 41V43L237 42L236 48L233 49L235 55L239 58V51H240V47L239 44H241ZM243 41V40H242ZM260 41V40H259ZM258 41V42H259ZM131 42V41H129ZM202 42V46L203 45V41ZM208 42V41H207ZM212 42V41H211ZM216 42V41H215ZM214 42V44H216ZM257 42V41H256ZM257 42V43H258ZM95 43V41H94ZM134 43V42H133ZM132 43V44H133ZM200 43V42H199ZM221 42H218L217 44L220 45ZM223 43V42H222ZM129 44V43H128ZM131 44V45H132ZM150 44V43H149ZM153 44V43H152ZM150 44V45H152ZM243 44V43H242ZM248 44V43H247ZM250 44V43H249ZM259 44V43H258ZM264 44V42L262 43ZM84 45V44H83ZM82 45V46H83ZM94 45V44H93ZM147 45V44H146ZM210 45V44H209ZM217 45V46H218ZM245 45V42H244ZM242 45V46H244ZM254 45V44H252ZM134 46V45H133ZM144 46V45H143ZM155 46V45H154ZM214 46V45H213ZM256 46V45H255ZM157 47V46H156ZM206 47V46H205ZM235 47V46H234ZM245 47L247 48L248 45ZM88 48V47H87ZM153 48V47H152ZM203 48V47H202ZM202 48H200L202 50ZM216 48V47H215ZM244 48V47H243ZM253 48V47H252ZM129 49V48H128ZM213 49V48H211ZM223 49V48H222ZM226 49V47H225ZM41 50V51H42ZM90 50V49H88ZM92 50V47H91ZM94 50V49H93ZM92 50V51H93ZM130 50V49H129ZM191 50V51H190ZM215 50V49H214ZM232 50V51H233ZM248 49L244 50L245 52ZM253 50V49H252ZM252 50L250 52H252ZM256 52L257 50L254 49ZM32 51V52H33ZM62 51V50H61ZM103 51V50H102ZM155 51V50H154ZM199 51V50H198ZM228 51V50H227ZM230 50V52H232ZM242 51V48H241ZM30 51V53H32ZM187 52L185 54H187ZM195 52V51H194ZM211 52V51H210ZM227 52V53H230ZM243 52V51H242ZM258 52H260L258 50ZM15 53V54H14ZM23 53V54H24ZM43 53V52H42ZM57 53V54H58ZM62 53V52H61ZM180 53V52H179ZM193 53V52H192ZM199 53V52H198ZM219 53V52H218ZM217 53V54H218ZM232 53V54H234ZM247 53V52H246ZM26 54H29V52H26ZM40 54V53H39ZM44 54V53H43ZM46 54V53H45ZM83 54V53H82ZM121 54V53H120ZM183 54V53H182ZM222 54V53H221ZM231 54V53H230ZM21 55V54H20ZM19 55V56H20ZM25 55V54H24ZM32 55V54H31ZM34 55V54H33ZM36 55V54H35ZM80 54H78L79 57ZM86 55V54H85ZM134 55V54H133ZM196 55V54H195ZM206 55V53L204 54V56ZM213 55V54H211ZM216 55V54H215ZM220 55V53H219ZM248 55V54H247ZM59 56V55H58ZM84 56V55H82ZM88 56V54H87ZM86 56V57H87ZM203 56V57H204ZM224 56L226 55H222L219 59H221L222 61L224 60ZM230 56V55H229ZM245 56V55H244ZM261 56V55H260ZM29 57V56H28ZM32 57V56H31ZM49 57V56H48ZM64 57V58H65ZM77 57V56H76ZM92 57V55H91ZM134 57V56H133ZM208 57V56H207ZM215 57V56H214ZM213 57V58H214ZM219 57V56H218ZM228 57V56H227ZM246 57V56H245ZM243 57V58H245ZM252 57V56H250ZM258 57V56H257ZM263 57V55L261 56ZM49 58H52V56H50ZM61 58V57H60ZM121 58V57H120ZM201 58V57H200ZM211 58V59H213ZM231 58V56H230ZM242 58V57H241ZM242 58V59H243ZM255 58V57H254ZM10 59V60H9ZM13 59V58H12ZM45 59V58H44ZM67 59V58H66ZM97 59V58H96ZM109 59V57H108ZM205 59V57H204ZM207 59V58H206ZM226 59V58H225ZM232 59V58H231ZM248 59V58H247ZM246 59V60H247ZM252 59V58H251ZM259 59V58H256ZM254 59V61L256 60ZM32 60V59H31ZM34 60V59H33ZM55 60V59H53ZM64 60V59H63ZM111 60V59H110ZM115 60V59H114ZM214 60V59H213ZM218 60V59H217ZM237 60V59H236ZM244 59V61H246ZM5 61V62H4ZM14 61V60H13ZM46 61V60H45ZM52 61V60H51ZM58 61V60H57ZM106 61V60H105ZM109 61V60H108ZM107 61V62H108ZM139 61V60H138ZM219 61V60H218ZM258 61V60H257ZM8 62V64H9ZM42 62V61H41ZM54 62V61H53ZM111 61H109L110 63ZM113 62V61H112ZM135 62V60L133 61ZM221 61H219L220 63ZM225 62V61H224ZM223 62V63H224ZM227 62V61H226ZM229 62V61H228ZM237 62H240V60H238ZM12 63V62H11ZM22 63V62H21ZM36 63V62H35ZM34 63V64H35ZM39 63V62H38ZM37 63V64H38ZM57 63V62H56ZM73 63V62H72ZM114 63V62H113ZM113 63H111L113 65ZM115 63H118L117 60ZM183 63V62H182ZM181 63V65H182ZM222 63V64H223ZM7 64V63H6ZM7 64V66H8ZM17 64V63H16ZM40 64V63H39ZM49 64V63H48ZM104 64V63H103ZM131 64V63H130ZM138 64V63H137ZM3 65V64H2ZM10 65V64H9ZM22 65V64H21ZM110 65V64H109ZM111 65V67H112ZM116 65V64H115ZM32 66V65H31ZM36 65H34L35 67ZM38 66V65H37ZM40 66V65H39ZM44 66V65H43ZM51 66L52 65H48ZM105 66V65H102ZM108 66V64H107ZM129 66V65H128ZM137 67V65H135ZM226 66V65H225ZM10 67V66H9ZM67 67V66H66ZM106 67V66H105ZM105 67L103 70L100 69L99 72L102 74V72L105 70ZM110 67V66H109ZM120 67V66H119ZM224 67V66H223ZM227 67V66H226ZM259 69L257 70L259 72V77H261V75H264V58L261 59L260 65L258 66ZM3 68V66H2ZM8 68V67H7ZM33 68V67H32ZM38 68V67H35ZM61 68V67H60ZM75 68V67H74ZM135 68V67H134ZM140 68V67H139ZM4 69V68H3ZM14 69V68H13ZM34 69V68H33ZM54 69V67H53ZM62 69V68H61ZM66 69V68H65ZM69 69V68H68ZM108 69V68H107ZM110 69V68H109ZM116 69V68H115ZM234 69V68H233ZM19 70V69H18ZM18 70H14V71H18ZM50 69H48L49 72ZM52 70V69H51ZM50 70V71H51ZM67 70V69H66ZM117 70V69H116ZM115 70V71H116ZM136 70V68H135ZM139 70V69H138ZM137 70V71H138ZM152 70V69H151ZM154 70V69H153ZM4 70H2L1 72H3ZM8 71V69H7ZM13 71V70H11ZM13 71V72H14ZM36 71V70H35ZM47 71V70H46ZM55 71V70H54ZM64 71V70H63ZM106 71V70H105ZM110 71V70H109ZM118 71V70H117ZM143 71V70H142ZM180 71V69H179ZM52 72V71H51ZM58 72V71H57ZM61 72V70L59 71ZM65 72V71H64ZM70 72V71H69ZM68 72V73H69ZM152 72V71H151ZM26 73V72H25ZM44 73V72H43ZM54 73V72H53ZM81 73V72H80ZM84 73V72H83ZM87 73V72H86ZM93 73V71H92ZM95 73V72H94ZM99 73V75L101 76V74ZM105 72H103L104 74ZM114 73V72H113ZM142 73V72H140ZM152 73V74H153ZM64 74V73H63ZM89 73H87L88 75ZM107 74V71H106ZM138 74V73H137ZM12 75V73H11ZM14 75V73H13ZM25 75V74H24ZM43 75V74H42ZM56 75H58L56 73ZM77 75V74H76ZM81 75V74H80ZM257 75V76H258ZM6 76V75H5ZM28 76V74H27ZM31 76V75H30ZM33 76V75H32ZM32 76L30 78H32ZM45 77V75H43ZM48 76V74H47ZM46 76V77H47ZM51 76V75H50ZM49 76V77H50ZM55 76V75H53ZM68 76V75H67ZM65 77L66 80L68 82V89L71 87V85H74V87H80L79 85H75L72 84L73 81H71L70 79H67L69 77ZM71 76V75H70ZM85 76V74H84ZM145 76V75H144ZM15 77V76H13ZM26 77V76H25ZM34 77V76H33ZM37 77V75H36ZM42 76H40L39 78H41ZM43 77V78H44ZM77 77V76H76ZM86 77V76H85ZM102 77V76H101ZM167 77V76H166ZM259 77H254L259 79ZM18 78V77H17ZM39 78H37L39 80ZM75 78V77H74ZM206 78V76H205ZM14 78H12L13 80ZM23 79V78H20ZM19 79V80H20ZM36 79V80H37ZM56 79H58L56 77ZM63 79V78H62ZM85 79V78H84ZM92 79L90 81V85L92 84L91 89L97 90V92L99 91L100 94L99 97L101 98V102L102 104L104 102H106L105 100L102 99H108L111 96V92L109 90V97L107 98V92L103 91V87L101 86V88H99V86L97 87L96 85L94 86V83L92 82ZM95 79L96 78L95 76ZM102 81V78H100ZM125 79V77H124ZM171 79V78H170ZM256 79V80H257ZM15 80V79H14ZM54 80V79H52ZM59 80V79H58ZM80 80V79H79ZM88 80V81H89ZM99 80V79H98ZM179 80V79H178ZM21 81V80H20ZM99 81V82H100ZM108 81V80H107ZM205 81V82H204ZM10 82V81H9ZM8 82V84H9ZM15 82V81H13ZM55 82V81H54ZM64 82V81H63ZM63 82H61L60 80L57 81V85L58 87L60 86V88H58V92L59 89H61L65 84H63ZM87 82V81H86ZM173 82V81H172ZM247 82V81H246ZM16 83V82H15ZM15 83H12L15 85ZM178 83V82H177ZM249 83V82H248ZM251 83V82H250ZM253 83V82H252ZM11 84V83H10ZM52 84V83H51ZM54 84V83H53ZM89 84L88 87L90 86ZM96 84V81H95ZM98 85V84H97ZM131 85V84H130ZM12 86V85H11ZM84 86V84H83ZM86 86V84H85ZM188 86V85H187ZM32 87V85H31ZM129 87V85H128ZM133 87V86H132ZM178 87V86H177ZM29 88V87H28ZM39 88V87H38ZM56 88V87H55ZM73 88V86H72ZM86 88V87H85ZM27 89V88H26ZM64 89V88H62ZM75 89V88H73ZM89 89V88H87ZM102 89V90H100ZM76 90V89H75ZM79 90V89H78ZM81 91L83 90L82 88L80 89ZM197 90V89H196ZM201 90V89H200ZM199 90V91H200ZM70 91V90H69ZM68 91V93H69ZM88 92V90H86ZM91 91V92H92ZM180 91V90H179ZM182 91V90H181ZM71 92V91H70ZM88 92V93H91ZM197 93V91H195ZM64 93V92H62ZM67 93V94H68ZM84 93V92H82ZM80 94V96L84 95V94ZM96 93V91H95ZM182 92H180L181 94ZM185 93V91H184ZM217 93V92H215ZM214 93V94H215ZM60 94V93H58ZM71 94V93H70ZM183 94V93H182ZM213 94V95H214ZM69 95V94H68ZM184 95V94H183ZM57 96V94H56ZM61 96V95H60ZM70 96V95H69ZM72 96V94H71ZM77 96V95H76ZM91 96V95H90ZM75 97V96H73ZM98 97V98H99ZM209 97V98H208ZM56 99V98H55ZM61 99V97H60ZM71 99V97H70ZM92 99V98H91ZM69 100V99H68ZM93 100V99H92ZM100 101V100H99ZM92 102V101H91ZM221 102V101H220ZM226 102V101H224ZM223 103V102H222ZM221 103V104H222ZM9 105V103H7ZM6 104V105H7ZM100 105V104H99ZM104 105V104H103ZM226 105V104H225ZM224 105V106H225ZM7 107V106H6ZM8 108V107H7ZM6 108V109H7ZM256 108V107H255ZM43 109V108H42ZM102 109V108H101ZM263 109V108H262ZM9 111V109H7ZM94 111V110H93ZM92 111V112H93ZM104 111V110H103ZM200 111V112H202ZM77 112V113H78ZM199 112V113H200ZM236 112V111H235ZM24 113V112H23ZM255 113V112H254ZM5 114V113H4ZM7 114V113H6ZM193 114V113H191ZM259 114V113H258ZM264 114V112H263ZM189 115V114H188ZM260 115V114H259ZM262 115V112H261ZM5 116V115H4ZM8 116V114H7ZM6 116V117H7ZM22 116V115H21ZM190 116V115H189ZM264 116V115H262ZM3 117V116H2ZM9 117V116H8ZM7 117V119H8ZM259 117V116H258ZM26 118V117H25ZM260 118V117H259ZM4 119V117H3ZM258 119V118H257ZM6 120V119H5ZM14 120V118H13ZM12 120V122L14 123V121ZM21 121V120H20ZM28 121V120H27ZM30 121V120H29ZM198 121V120H197ZM4 122V120L2 121ZM7 122V121H6ZM19 122V121H18ZM17 122V124H18ZM26 122V121H25ZM248 122V121H247ZM255 122V121H254ZM259 122V121H258ZM260 128L261 130L259 132H257L255 135V137H252V139H249L245 141L244 146L240 145V149L243 152V155H246L250 150H257L260 152H264V129H263V125H264V119L261 118L260 119ZM30 123V122H29ZM16 124V125H17ZM72 124V123H71ZM14 125V124H13ZM14 125V126H16ZM256 125V124H255ZM19 126V125H17ZM35 127V125H33ZM176 126V125H175ZM252 126V125H251ZM4 127V126H3ZM12 127V126H11ZM22 127V126H21ZM63 127V126H61ZM10 128V127H9ZM72 128V126L70 127ZM69 128V131H70ZM178 128V127H177ZM253 128V127H252ZM11 129V128H10ZM18 130V128H16ZM25 129V128H24ZM23 129V132L25 131ZM37 129V127H36ZM35 129V130H36ZM57 129V128H56ZM55 129V130H56ZM67 129V128H66ZM73 129V128H72ZM172 129V130H169ZM175 129V128H174ZM22 130V128H21ZM21 130H19L21 133ZM35 130L32 131V133H35ZM60 130V129H59ZM188 130V128H187ZM258 130V129H257ZM256 130V131H257ZM7 130H5L6 132ZM30 131L31 130H27ZM38 131V130H37ZM40 131V130H39ZM65 131V129H64ZM68 131V129H67ZM73 131V132H74ZM180 131V130H179ZM15 132V131H14ZM60 132L62 133V131L60 130ZM73 132H69L70 134ZM7 133V132H6ZM18 133V131H17ZM18 133V134H19ZM24 133H27L26 131ZM54 133V132H53ZM69 133L67 134V132L65 133L66 135H64L66 137V139L69 136ZM175 133V130L174 132ZM178 133V132H177ZM180 133V132H179ZM200 133V132H199ZM245 133V132H244ZM10 134V133H9ZM74 134V136H75ZM191 134V133H190ZM189 134V135H190ZM202 134V133H201ZM23 135V133H21L18 137L19 139L16 140H20V136ZM33 135V134H32ZM36 135V134H35ZM43 135V134H42ZM56 135V133H55ZM179 135V134H178ZM177 135V136H178ZM188 135V136H189ZM254 135V134H253ZM41 136V135H40ZM45 136V135H44ZM60 136V134H59ZM62 136V137H64ZM73 135H71L72 137ZM171 136V135H170ZM175 136V134L173 135ZM185 136V135H184ZM204 136V137H206ZM28 137V134H27ZM32 137V136H31ZM42 137V136H41ZM47 137V136H46ZM80 137H82L80 135ZM203 137V136H202ZM247 137V136H246ZM13 138V137H12ZM29 138V137H28ZM34 138V136H33ZM36 138V137H35ZM43 138V137H42ZM75 140V137H73ZM77 138V137H76ZM85 138V137H84ZM174 138V137H173ZM176 138V137H175ZM175 138L173 139V141L175 140ZM256 138L258 141H256ZM32 139V138H31ZM44 139V138H43ZM50 139V138H49ZM78 139V138H77ZM76 139V140H77ZM83 139V138H82ZM186 139V138H185ZM244 139V138H243ZM246 139V138H245ZM34 140V139H33ZM52 140V139H51ZM68 140V139H67ZM66 140V141H67ZM71 140V138H70ZM68 140L69 143L73 140ZM87 140V139H86ZM179 140V139H178ZM192 140V139H191ZM190 140V142H191ZM236 140V139H235ZM21 141V140H20ZM19 141V142H20ZM48 141V140H47ZM56 141V140H55ZM64 141V142H66ZM176 141V140H175ZM230 141V140H229ZM242 141V140H241ZM244 141V140H243ZM22 142V141H21ZM20 142V143H21ZM23 142L25 143V148H27L28 150L33 148L34 146L31 144L30 139H27L25 141V139H23ZM36 142V141H35ZM42 144L44 143V141L41 139L40 141ZM72 142L70 143L72 146ZM84 142V143H86ZM183 142V141H182ZM223 142V141H221ZM225 142H227L225 140ZM18 143V142H17ZM38 144L42 145V144ZM52 143V142H51ZM67 143V148L68 144ZM75 143V142H74ZM164 143V144H163ZM186 143V142H185ZM184 143V144H185ZM195 143V142H194ZM237 143V141H236ZM242 143V142H241ZM5 144V143H4ZM10 144V143H9ZM16 144V142H15ZM31 144V145H30ZM35 144V143H33ZM37 144V145H38ZM75 144H78L77 141ZM87 144V145H88ZM174 144V143H173ZM177 144V142H176ZM183 144V143H182ZM196 144V143H195ZM198 144V143H197ZM234 144V143H233ZM18 145V144H17ZM44 145V144H43ZM74 145V144H73ZM168 145V144H167ZM170 145V144H169ZM175 145V144H174ZM173 145V146H174ZM193 145V144H192ZM202 145V144H201ZM231 145V144H230ZM239 145V142H238ZM8 146V145H7ZM33 146V147H32ZM180 146V145H179ZM183 146V145H182ZM191 146V145H190ZM208 146V144H207ZM224 146V145H223ZM237 146V145H236ZM21 147V146H20ZM65 147V146H64ZM74 147V146H72ZM76 147V146H75ZM170 147V146H169ZM175 147V146H174ZM37 148V146H36ZM35 148V149H36ZM40 148V147H39ZM77 148V147H76ZM163 148V147H162ZM176 148V147H175ZM185 148V147H184ZM183 148V149H184ZM235 148V147H234ZM9 149V148H7ZM22 149V148H21ZM24 149V148H23ZM73 149V148H72ZM80 149V148H79ZM167 149V148H166ZM186 149V148H185ZM196 149V148H195ZM194 149V151H195ZM198 150L200 148H197ZM238 149V148H237ZM34 150V149H32ZM38 150V148L36 149ZM76 150V149H75ZM165 148H163V152H164ZM172 150V149H171ZM175 150V149H174ZM182 150V149H181ZM197 150V151H198ZM240 150V151H241ZM42 151V150H41ZM79 151V150H77ZM81 151V149H80ZM162 151V149H161ZM166 151V150H165ZM168 151V150H167ZM188 151V150H186ZM190 151V150H189ZM21 152V151H20ZM153 152V154H152ZM162 152V153H163ZM173 152V150H172ZM185 152V150H184ZM204 152V151H203ZM254 152V151H253ZM259 152V153H260ZM7 153V152H6ZM33 153V152H32ZM31 153V154H32ZM36 153V151H35ZM71 153V152H70ZM171 155L170 152H167ZM207 153V151H206ZM245 153V154H244ZM250 153V152H249ZM255 153V152H254ZM24 154V153H23ZM22 154V155H23ZM27 154V153H26ZM30 154V153H29ZM30 154V155H31ZM73 154V153H72ZM165 154V153H163ZM162 154V155H163ZM188 154V153H187ZM185 153V155H187ZM252 154V153H250ZM38 157H36L37 159H35L34 161H36V163H32L34 164L33 166H35V164H37V162H39V165H43L46 167H49L51 164V161L54 160H50L44 161V158H40L42 157L41 153L38 154H34ZM99 155H101V157L99 158ZM160 155V156H162ZM184 155V154H183ZM182 155V156H183ZM195 155V154H194ZM200 155V154H199ZM207 155V154H206ZM32 156V155H31ZM40 156V157H39ZM149 156V157H151ZM153 156H156L155 154ZM152 156V157H153ZM165 156V155H164ZM163 156V157H164ZM167 156V155H166ZM165 156V158H166ZM173 156V155H172ZM242 156V155H241ZM255 156V155H254ZM263 156V155H262ZM86 159L88 156H85ZM107 157V156H106ZM159 157V156H158ZM180 157V156H179ZM184 157V156H183ZM190 157V156H189ZM253 157V156H252ZM250 157V158H252ZM26 158V157H25ZM71 158V157H70ZM169 158V157H167ZM43 159V160H42ZM182 159V158H181ZM261 159V158H260ZM17 160V158H16ZM22 160V159H20ZM70 160V161H68ZM106 160V159H105ZM150 160V158H149ZM152 163H151V172L153 173L152 175L155 174V180L152 184V187L156 184H158L161 179L162 176L164 174V172H162V170H160L161 166L160 165V159L154 157V159H151ZM24 161V159H23ZM165 162V160H163ZM14 162V161H13ZM12 162V164H14ZM27 162V161H26ZM30 162V161H28ZM56 162V161H55ZM77 162V161H76ZM87 162V161H86ZM108 162V161H106ZM111 162V161H109ZM16 163V162H15ZM31 163V164H32ZM52 163V162H51ZM99 163V165H98ZM104 163V162H103ZM10 160L9 158H5L4 161H2V163L0 164V170L4 173V183L1 186V195L2 199L8 201H13L14 204L18 201L19 196V187L17 186V183H19V178L18 176L21 175L25 169V167L27 168V166H25L26 164L21 162V166L18 167V169H16L15 171H11L10 169ZM106 164V163H105ZM109 164V163H108ZM28 165V164H27ZM49 165V166H48ZM37 166V168H38ZM43 166V167H44ZM110 166V164H109ZM30 166H28L29 168ZM36 167V166H35ZM42 167V168H43ZM32 168V167H31ZM31 168H29L31 170ZM41 168V170H42ZM50 168V170H52ZM112 168V167H111ZM205 168V167H204ZM35 169V168H34ZM33 169V170H34ZM48 169V168H47ZM163 169V168H162ZM166 169V168H165ZM38 170V169H37ZM36 170V171H37ZM41 170L40 174L41 173ZM49 170V169H48ZM149 170V169H148ZM174 170V169H173ZM200 170V169H199ZM35 171V172H36ZM43 171V170H42ZM172 171V170H171ZM32 172V171H30ZM34 172V171H33ZM52 172V171H51ZM26 173V172H25ZM119 173V172H118ZM33 174V173H32ZM31 174V175H32ZM171 174V173H170ZM28 175V173H27ZM25 176L28 178V176ZM39 175V174H38ZM49 175V174H48ZM165 175V174H164ZM172 175V174H171ZM191 175V174H190ZM189 175V177H190ZM51 176V174L49 175ZM48 176V177H49ZM120 176V177H119ZM196 176V175H195ZM256 176V175H255ZM33 177V175H32ZM29 176V178H32ZM38 177V176H37ZM53 177V176H52ZM122 177H124L122 175ZM231 177V176H230ZM21 178V176H20ZM24 178V177H23ZM22 178V179H23ZM28 178V179H29ZM147 178V177H146ZM180 178V177H179ZM179 178H177L178 180H180ZM22 179H20L22 181ZM26 179V178H25ZM27 179V180H28ZM142 179V178H141ZM148 179V178H147ZM150 179V178H149ZM175 179V178H174ZM193 180V178H190ZM18 180V182H17ZM24 180V179H23ZM32 180V179H31ZM45 181V179H43ZM42 180V181H43ZM172 180V179H171ZM227 180V179H226ZM226 180L224 181V183H227ZM232 180V178H231ZM39 181V180H36ZM41 181V179H40ZM49 181V180H48ZM146 181V180H145ZM165 181V179H164ZM195 181V180H194ZM228 181V180H227ZM259 181V180H258ZM148 182V181H147ZM167 182V181H166ZM165 182V183H166ZM179 182V181H177ZM181 182V181H180ZM240 182V181H239ZM23 183V182H22ZM27 183V181H26ZM34 183V182H32ZM38 183V182H37ZM43 183V182H42ZM223 183V184H224ZM30 184V182L28 183ZM170 184V183H169ZM180 184V183H178ZM50 185V186H51ZM162 185V184H161ZM20 186V185H19ZM106 186V187H105ZM151 186V185H149ZM182 186V185H181ZM194 186V185H193ZM236 186L235 182H229L228 185L226 184V188L227 189H231L234 188ZM238 186V184H237ZM242 186V185H241ZM239 186V187H241ZM248 186V185H247ZM21 187V186H20ZM25 187V186H24ZM104 187L107 189V187L109 188V192L107 191V195H102V190L104 189ZM192 187V186H191ZM196 187V186H195ZM223 187V186H222ZM254 187V186H253ZM168 188V186H167ZM250 188V187H249ZM30 189V188H29ZM27 189V191H31ZM105 189V190H106ZM182 191H181V190ZM185 189V188H184ZM188 189V187H187ZM197 188H195L196 190ZM201 189V188H199ZM223 189V188H222ZM240 189V188H239ZM244 189V188H243ZM21 190V189H20ZM104 190V191H105ZM247 190V189H246ZM249 190V189H248ZM253 190V189H252ZM22 191V190H21ZM26 191V192H27ZM39 191V190H38ZM103 191V192H104ZM152 191V190H151ZM168 191V190H167ZM192 191V190H190ZM189 191V192H190ZM25 192V194H26ZM227 192V191H226ZM251 192V190H250ZM255 192V191H254ZM253 192V193H254ZM22 193V192H21ZM20 193V194H21ZM31 193V192H30ZM29 193V194H30ZM41 193V192H40ZM50 193V194H49ZM102 193V194H101ZM146 195H145V194ZM168 193V192H167ZM23 194V193H22ZM28 194V195H29ZM32 194V193H31ZM39 194V193H38ZM164 194V193H163ZM246 194V193H245ZM256 194V193H254ZM253 194V195H254ZM264 194V193H263ZM99 195V198L97 197L98 200L96 199V196ZM102 195V196H101ZM157 195V194H156ZM31 196V195H30ZM32 196H36L33 195ZM147 196V197H146ZM150 196V195H149ZM167 196V195H166ZM165 196V197H166ZM243 196V195H242ZM252 196V195H251ZM26 197V196H25ZM159 197V196H158ZM170 197V196H169ZM249 197V196H248ZM23 198V197H22ZM20 198V199H22ZM32 198V199H35ZM66 198L69 200L67 203L66 202ZM25 199V198H24ZM250 199V197H249ZM27 200V199H26ZM65 200V201H64ZM232 200V199H231ZM1 201V200H0ZM5 201V202H6ZM63 201L65 204H63ZM199 201V199H198ZM227 201V200H226ZM62 204L63 209H61L62 207H59V212L61 210H63L62 212H64V208L66 210L65 213H63L64 215L61 217H58V215H54L53 212V208H54V204ZM8 203V202H6ZM256 203V202H255ZM9 204V203H8ZM7 205V204H6ZM11 205V202H10ZM13 205V203H12ZM200 205V204H199ZM206 205V204H205ZM210 205V204H209ZM214 205V204H213ZM8 206V205H7ZM17 206V205H16ZM15 206V207H16ZM245 206V205H244ZM261 206V205H260ZM203 207V206H202ZM217 207V206H216ZM223 207V206H222ZM239 207V206H238ZM163 208H166V211L164 213V216L161 217L160 216V212ZM214 208V207H213ZM58 209V208H57ZM206 209H208L206 207ZM212 209V208H211ZM216 209V208H215ZM53 210V211H52ZM201 210V209H200ZM209 210V209H208ZM221 210V209H220ZM52 214L55 216L53 219V217L48 214L49 219L50 216L52 217L53 221L47 223V213L51 212ZM56 211V210H55ZM58 211V210H57ZM211 211V210H210ZM58 212V213H59ZM222 212V211H221ZM162 213V212H161ZM62 214V213H60ZM59 214V216H60ZM215 214V213H214ZM45 215V219L43 218V216ZM234 217V214H232ZM57 216V217H56ZM92 217L93 219V223L95 222L96 224H98V230H93L94 228L92 226H90L92 229H90L89 227V223L86 222L88 217ZM241 216V215H240ZM121 218V217H119ZM126 218V217H124ZM241 218V217H240ZM90 219V220H92ZM44 220V222H46V225L41 226V224H44L42 221ZM47 220V221H46ZM119 220V219H118ZM241 220V219H240ZM107 221V223H106ZM128 221V220H126ZM131 221V220H130ZM38 222H42L41 224ZM90 222V221H89ZM105 222V223H104ZM112 222V221H111ZM240 222V221H239ZM238 222V223H239ZM37 223L40 226H37ZM86 224L88 225V229H86L84 226ZM92 223V224H93ZM103 223L105 225H103ZM130 223V222H128ZM110 224V223H109ZM112 224V223H111ZM110 224V225H111ZM231 225V224H230ZM128 226V225H127ZM39 227V229H37ZM233 228V227H232ZM114 229V228H113ZM126 229V228H125ZM231 229V228H230ZM229 229V230H230ZM88 230V231H86ZM92 230V232H91ZM112 230V229H111ZM232 230V229H231ZM74 231L78 232L77 234H75L73 236ZM106 231V229H105ZM110 231V230H108ZM116 232V230H114ZM112 231V232H114ZM121 231V230H120ZM104 232V230L101 229L99 230L98 233V239L101 236V234ZM117 233V232H116ZM227 233V232H226ZM243 233V232H242ZM241 233V234H242ZM1 234V233H0ZM51 235L52 237H55L54 235ZM106 234V233H105ZM103 235V234H102ZM110 235V234H109ZM1 236V235H0ZM47 236V237H48ZM233 236V235H232ZM231 236V237H232ZM43 237V238H42ZM103 237V236H101ZM45 238V239H44ZM56 238V237H55ZM97 238V237H96ZM95 238V239H96ZM108 238V237H107ZM113 238V237H112ZM238 238V236H237ZM249 238V237H248ZM49 239V238H48ZM234 239V238H233ZM72 239H70V241L68 242H72ZM76 240V239H75ZM89 240V239H88ZM102 240V239H101ZM44 241V242H43ZM84 241V240H83ZM82 241V242H83ZM91 241V240H90ZM96 241V240H94ZM113 241V240H111ZM87 242V241H85ZM110 242V241H109ZM88 243V242H87ZM227 243V242H226ZM70 244V243H69ZM84 244V243H83ZM90 244V242H89ZM106 244V243H105ZM41 245V244H40ZM41 245V246H42ZM44 246V248H45ZM59 246V248H60ZM107 246V245H106ZM237 246V245H236ZM31 247V248H30ZM39 247V246H37ZM105 247V246H104ZM226 247V246H225ZM45 248V249H46ZM251 248V247H249ZM38 249V248H37ZM43 249V247H42ZM235 249V248H234ZM39 250V249H38ZM63 250V249H62ZM239 250V249H238ZM35 251V250H34ZM26 252V254L28 253ZM37 252V251H36ZM35 252V253H36ZM109 252V251H108ZM223 252V253H222ZM2 253V252H0ZM30 253V252H29ZM28 253V254H29ZM38 253H41L38 251ZM60 253V252H59ZM63 252L60 253V255H62ZM226 253V251H225ZM229 253V252H228ZM25 254V253H22ZM239 254V253H238ZM1 255V254H0ZM5 255V254H4ZM9 255V254H8ZM32 255H37V254H33ZM109 255V254H108ZM241 255V254H240ZM243 255V254H242ZM3 256V255H2ZM1 256V257H2ZM29 256H31V254H29ZM105 256V255H104ZM227 256V255H226ZM27 257V256H24ZM32 257V256H31ZM35 257V256H34ZM45 257V256H43ZM243 257V256H242ZM21 258V257H20ZM30 258V257H29ZM37 258V257H36ZM231 258V256H230ZM1 259V258H0ZM23 259V258H22ZM25 259V258H24ZM32 259H34L32 257ZM26 260V259H25ZM31 260V259H29ZM19 261V260H18ZM241 261V260H240ZM103 262V261H102ZM239 262V261H238ZM31 263V262H30ZM245 263H247L245 261ZM23 264V263H22ZM29 264V263H27ZM33 264V263H32ZM242 264V263H241ZM255 264V263H254ZM257 264V263H256ZM261 264V263H260ZM264 264V263H263Z\"/></svg>",
  "mask_w": 264,
  "mask_h": 264
}]
</instances>
